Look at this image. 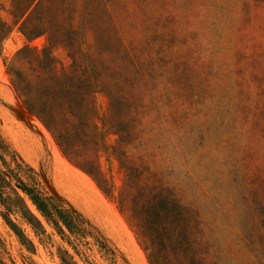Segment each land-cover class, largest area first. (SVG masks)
<instances>
[{
	"label": "rangeland",
	"instance_id": "obj_1",
	"mask_svg": "<svg viewBox=\"0 0 264 264\" xmlns=\"http://www.w3.org/2000/svg\"><path fill=\"white\" fill-rule=\"evenodd\" d=\"M121 1L135 14L157 15L153 8L159 0ZM160 1L167 14L159 19L175 28L178 40L166 42L167 48L174 45L168 60H156L155 79L135 90L137 140L126 151L155 170L183 206L197 211L202 242L212 254L207 264H264L239 250L246 228L255 232V202L264 200V5L255 0ZM8 8V0H0V21L9 23ZM140 31L132 29L138 37ZM87 42H92L89 37ZM43 43L39 38L29 45L40 49ZM25 45L16 29L0 42V137L37 172L50 194L96 229L120 264H149L113 201L68 162L14 91L3 58L10 60ZM52 54L58 71L68 68L63 48H53ZM95 103L101 111L106 107L100 94ZM99 163L120 188L123 174L117 164L103 155ZM1 212L0 207V264H61L58 248L66 247L56 237L39 244L18 216L4 212L32 241L33 250ZM89 261L106 264L95 251Z\"/></svg>",
	"mask_w": 264,
	"mask_h": 264
},
{
	"label": "trees",
	"instance_id": "obj_2",
	"mask_svg": "<svg viewBox=\"0 0 264 264\" xmlns=\"http://www.w3.org/2000/svg\"><path fill=\"white\" fill-rule=\"evenodd\" d=\"M255 1L264 5V0ZM8 3L9 23L0 21V42L16 29L27 45L3 62L26 110L52 134L68 162L113 201L149 264L212 262L201 239L197 211L183 206L155 170L126 151L137 140L135 90L155 79L156 60L160 56L168 60L174 45L167 48L166 42L178 40L175 28L159 19L167 14L164 3L157 1L153 8L157 15L144 10L135 14L121 0ZM138 28L139 37L132 33ZM39 38H44L40 49L29 45ZM56 47L65 50L67 69L57 70L52 54ZM96 94L106 100L102 111L96 106ZM102 155L122 172L120 188L102 170ZM255 203L259 205L255 232L246 228L239 250L264 262V200ZM0 207L18 216L39 244H51L56 237L66 247L58 248L61 264H93L89 261L93 251L106 264H120L96 229L50 194L37 172L1 137ZM4 212L7 225L34 250L32 241Z\"/></svg>",
	"mask_w": 264,
	"mask_h": 264
},
{
	"label": "bare ground",
	"instance_id": "obj_3",
	"mask_svg": "<svg viewBox=\"0 0 264 264\" xmlns=\"http://www.w3.org/2000/svg\"><path fill=\"white\" fill-rule=\"evenodd\" d=\"M58 158V157H57ZM60 160V159H59ZM59 160H58V162H59ZM62 162V161H61ZM64 169V168H63Z\"/></svg>",
	"mask_w": 264,
	"mask_h": 264
}]
</instances>
